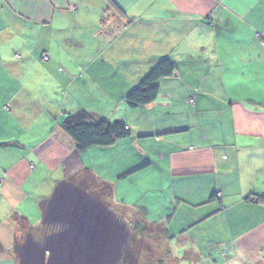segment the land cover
<instances>
[{
  "label": "crops",
  "instance_id": "1",
  "mask_svg": "<svg viewBox=\"0 0 264 264\" xmlns=\"http://www.w3.org/2000/svg\"><path fill=\"white\" fill-rule=\"evenodd\" d=\"M257 35L264 0H0V264H27L15 217L60 227L27 235L41 264H264ZM163 59L176 73L130 109ZM81 111L130 138L78 153L62 123ZM86 171L112 187L107 205L70 181ZM62 189L102 217L52 220ZM67 226L75 247L46 249ZM146 236L160 246L140 249Z\"/></svg>",
  "mask_w": 264,
  "mask_h": 264
},
{
  "label": "trees",
  "instance_id": "2",
  "mask_svg": "<svg viewBox=\"0 0 264 264\" xmlns=\"http://www.w3.org/2000/svg\"><path fill=\"white\" fill-rule=\"evenodd\" d=\"M176 69V64L170 59L161 60L126 96V105L130 109H135L152 104L158 96L160 80L172 77L176 73ZM62 130L72 139L78 153H83L91 148L111 147L117 141L128 139L131 136V130L124 121L110 122L106 119L95 121L92 115L85 111L65 119L62 123ZM5 146L0 144V150ZM84 175L99 183L111 197L112 187L109 184L99 181L89 171H86ZM74 180L75 178L70 179L72 183ZM84 190L86 191L85 188ZM259 201L264 203V197H259ZM40 207L44 209V203ZM15 218L16 221L25 222L24 218ZM16 250L17 247L14 245L13 251L16 252Z\"/></svg>",
  "mask_w": 264,
  "mask_h": 264
},
{
  "label": "rangeland",
  "instance_id": "3",
  "mask_svg": "<svg viewBox=\"0 0 264 264\" xmlns=\"http://www.w3.org/2000/svg\"><path fill=\"white\" fill-rule=\"evenodd\" d=\"M126 105V104H125ZM126 107V106H125ZM124 114V112H119L117 115L119 118ZM108 120V119H106ZM119 119H113L110 122L118 121ZM73 184H75L78 187L85 188L86 193L88 196H90L92 199L96 200L99 202V204H108L110 202V197L108 196L107 192L104 190V188L97 182H95L93 179H91L88 176H83L82 178H76L73 181ZM84 197V195H83ZM83 197L76 193H70L69 190H60L58 194L56 195V200L54 205V209L51 212V218L56 219V220H63L65 222H68L69 219L74 220V219H80V218H88V217H93L94 219H99L101 214L96 211L94 208L92 209L91 206L89 207L88 201L85 202L83 200ZM87 199V198H86ZM17 222V233H16V239L14 241V245H16L17 250H16V255L21 257V259H24L27 264H41L36 261L37 254L35 253V248H31L29 245V239L28 236L30 233L34 234L36 237H42L43 236V231L45 232V236L48 234L52 233H57V230L60 228L59 226H44L41 228L42 230H32L28 229L26 226V223L21 222L20 220L16 221ZM69 227H65L66 232L63 235L56 234L53 237L49 239V243H47L46 249H53V248H59L64 246L66 243L67 246L68 244H71L72 247H75L74 242L75 239L71 238L69 235ZM74 228V227H73ZM79 228V227H77ZM82 228V227H81ZM86 229V227H84ZM94 228V226L88 227L89 231ZM96 229V228H95ZM146 239H142L140 243V249L146 250L150 246L156 247L160 246V239L157 240L155 239L156 236H153L151 240H149V237ZM115 242H113L114 244ZM112 244V243H111ZM13 245V246H14ZM23 245L22 250L20 252V246ZM25 246V247H24ZM50 247V248H49ZM53 247V248H51ZM32 251V252H31Z\"/></svg>",
  "mask_w": 264,
  "mask_h": 264
},
{
  "label": "built area",
  "instance_id": "4",
  "mask_svg": "<svg viewBox=\"0 0 264 264\" xmlns=\"http://www.w3.org/2000/svg\"><path fill=\"white\" fill-rule=\"evenodd\" d=\"M210 25H212V24L210 23ZM257 38H258L259 41H260V46H261V48L264 49V39H260V36H259V35H257ZM47 59H48V58H47L46 55L43 56V60H44V61H46ZM193 103H194V100H193V99H188V104H189V105H193ZM216 197H217V198H221V193H217V194H216Z\"/></svg>",
  "mask_w": 264,
  "mask_h": 264
}]
</instances>
